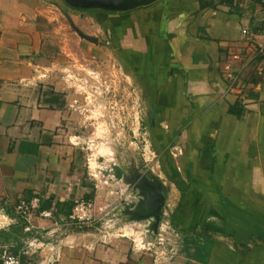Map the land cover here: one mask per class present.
<instances>
[{
  "label": "crops",
  "instance_id": "0c3cea01",
  "mask_svg": "<svg viewBox=\"0 0 264 264\" xmlns=\"http://www.w3.org/2000/svg\"><path fill=\"white\" fill-rule=\"evenodd\" d=\"M220 1L87 9L102 45L66 40L56 0H0V252L22 264H155L133 248L148 241L150 221L131 207L145 199L138 186L157 180L180 242L165 264H264L260 1ZM103 72L106 96L136 98L127 118L109 115L110 100L105 114L91 101ZM232 74L241 75L233 89ZM238 102L241 117L231 112ZM99 171L108 185L92 177ZM89 199L124 236L103 243L94 228L63 226ZM21 200H38L39 210L19 216ZM205 238L208 263L189 243Z\"/></svg>",
  "mask_w": 264,
  "mask_h": 264
},
{
  "label": "built area",
  "instance_id": "2783aa9c",
  "mask_svg": "<svg viewBox=\"0 0 264 264\" xmlns=\"http://www.w3.org/2000/svg\"><path fill=\"white\" fill-rule=\"evenodd\" d=\"M259 1L262 13L261 22L264 31V0ZM240 76V74L231 75L229 88L233 89L238 85L240 82ZM146 163L148 162L146 161ZM98 175L101 176V180H98ZM98 175L92 176L95 180L97 179V183L99 182L101 185L109 184V180L103 177L101 171L98 172ZM110 180H115L113 175L110 176ZM35 210H39L38 200H32L30 202L21 200L18 202L16 207L18 215L23 218H27V216ZM40 215L45 218L52 217V213L50 211H41ZM170 215L169 211L164 209L158 232L153 239L141 241L140 243L133 241L134 250L149 253L153 257L155 264H165L171 262L178 252L180 242L175 229L169 222ZM63 226L73 229L94 228L103 243L111 242L115 236H124V233L117 224L116 219L111 217L109 213H106L102 218H97L96 203L94 200L76 201L70 216ZM117 231L118 233H116ZM33 244L34 242H31L30 246ZM0 262L1 264H22L21 255L10 253L5 249L0 252Z\"/></svg>",
  "mask_w": 264,
  "mask_h": 264
},
{
  "label": "rangeland",
  "instance_id": "374dc122",
  "mask_svg": "<svg viewBox=\"0 0 264 264\" xmlns=\"http://www.w3.org/2000/svg\"><path fill=\"white\" fill-rule=\"evenodd\" d=\"M58 1V5L60 8H62V11L64 12L65 18L62 21H59L58 25H63L64 29L63 30V34L66 40H77V41H81L84 44L85 43H90V41L85 40L83 38H81L74 30V28H72L71 23L74 25V27L78 28L82 33H84L85 35H88L92 38H98L102 45H104L105 43V35L103 32L102 27L93 20L92 17H90L92 15L91 12H86L85 9H78V8H74L69 6L65 1L63 0H56ZM101 57H109L110 55L108 53H102ZM103 70H105V68L102 67ZM100 73V72H98ZM85 73H82V75ZM104 76H108V74L104 75V72L102 74H97V76L95 75L93 78V81H95V78L97 79V85L96 86H92V88L96 91V89H98V91H96V97H92L91 101H94V99L98 100V102H96V106L98 108V110H101L102 112H104V106L106 104V102H108V100H110V102H112L113 104V108H115V110H111L110 108H107V110L110 112L109 115L111 116H118L122 117L125 115V117H128V113L131 112V107L134 105V107L137 104V100L134 97H128L124 96L120 91L113 89L114 91L111 93L114 97L110 98L108 96L105 95V87H104V82L105 80L107 81L106 78H104ZM82 78V76H81ZM102 79V80H101ZM101 80V81H100ZM88 87H89V82H85L83 81ZM107 83V88L108 90H112V86L110 85L109 81L106 82ZM98 84L100 85L98 87ZM86 86V88H87ZM106 86V84H105ZM108 92V91H107ZM87 94H89V92H86ZM106 97L108 99H106ZM59 99V98H58ZM85 103L88 102V97L85 96ZM109 102V103H110ZM109 103L107 104V106H109ZM86 114H89L87 112H85ZM101 113V112H100ZM105 114V112H104ZM131 114V113H129ZM103 115V114H102ZM97 117H99V113L96 114ZM128 124V123H127ZM127 127V126H126ZM131 127V125H130ZM128 127V128H130Z\"/></svg>",
  "mask_w": 264,
  "mask_h": 264
},
{
  "label": "water",
  "instance_id": "95a60500",
  "mask_svg": "<svg viewBox=\"0 0 264 264\" xmlns=\"http://www.w3.org/2000/svg\"><path fill=\"white\" fill-rule=\"evenodd\" d=\"M69 6L78 9H100L112 12H123L133 10L138 7L147 6L158 0H64ZM74 28L75 32L83 39L96 43L97 40L82 33L78 28ZM153 195V200L146 194H143L145 187ZM145 199L131 207V213L136 214L137 218L141 221H150L148 226V240L153 239L157 234L160 223L162 221L165 192L162 184L157 181H144L143 186H138ZM144 188V189H143Z\"/></svg>",
  "mask_w": 264,
  "mask_h": 264
},
{
  "label": "trees",
  "instance_id": "16d2710c",
  "mask_svg": "<svg viewBox=\"0 0 264 264\" xmlns=\"http://www.w3.org/2000/svg\"><path fill=\"white\" fill-rule=\"evenodd\" d=\"M228 1L231 0H221L220 2H224L227 3ZM54 93V92H52ZM58 96H56L57 98ZM236 109H239L240 112H236ZM231 112L233 114H236L238 117H241L243 115V106L241 103H237L232 109ZM92 200V199H89ZM189 243L193 244V246L195 247V250L197 251V255L196 257L202 261L203 263H208L209 259H210V254L212 251V247H213V241L209 240V239H204V242H199L198 240L193 239L192 241H190ZM202 254V255H201Z\"/></svg>",
  "mask_w": 264,
  "mask_h": 264
},
{
  "label": "flooded vegetation",
  "instance_id": "af4514ba",
  "mask_svg": "<svg viewBox=\"0 0 264 264\" xmlns=\"http://www.w3.org/2000/svg\"><path fill=\"white\" fill-rule=\"evenodd\" d=\"M64 1V0H63Z\"/></svg>",
  "mask_w": 264,
  "mask_h": 264
}]
</instances>
